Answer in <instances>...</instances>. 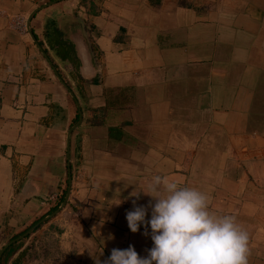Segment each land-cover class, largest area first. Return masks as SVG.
<instances>
[{"label": "crops", "instance_id": "obj_1", "mask_svg": "<svg viewBox=\"0 0 264 264\" xmlns=\"http://www.w3.org/2000/svg\"><path fill=\"white\" fill-rule=\"evenodd\" d=\"M156 176L264 264V0H0V264H47L51 239L78 264L146 256L126 212Z\"/></svg>", "mask_w": 264, "mask_h": 264}, {"label": "clouds", "instance_id": "obj_2", "mask_svg": "<svg viewBox=\"0 0 264 264\" xmlns=\"http://www.w3.org/2000/svg\"><path fill=\"white\" fill-rule=\"evenodd\" d=\"M141 194L151 197L148 205L137 204ZM129 198L135 199L126 212L128 228L137 233L143 225L153 246L144 257L131 245L113 248L103 264H248L249 233L234 215L210 210L204 191L156 176Z\"/></svg>", "mask_w": 264, "mask_h": 264}, {"label": "rangeland", "instance_id": "obj_3", "mask_svg": "<svg viewBox=\"0 0 264 264\" xmlns=\"http://www.w3.org/2000/svg\"><path fill=\"white\" fill-rule=\"evenodd\" d=\"M44 250L43 252L41 249L36 250L34 253L37 257L45 256L47 264H78L75 259L76 253L72 249L64 248L58 239H51L46 243Z\"/></svg>", "mask_w": 264, "mask_h": 264}, {"label": "water", "instance_id": "obj_4", "mask_svg": "<svg viewBox=\"0 0 264 264\" xmlns=\"http://www.w3.org/2000/svg\"><path fill=\"white\" fill-rule=\"evenodd\" d=\"M30 23V22H29ZM71 182H72V176H71V168H69V183H70V187H71ZM37 228V226L33 227L30 231L26 232L23 236L19 237L16 240H13L8 246H6L2 251H1V255L3 254V252L13 243H15L16 241L22 239L24 236L30 234L31 232H33L35 229ZM1 261V258H0Z\"/></svg>", "mask_w": 264, "mask_h": 264}, {"label": "built area", "instance_id": "obj_5", "mask_svg": "<svg viewBox=\"0 0 264 264\" xmlns=\"http://www.w3.org/2000/svg\"><path fill=\"white\" fill-rule=\"evenodd\" d=\"M51 200L53 201L57 200V196L56 195L52 196Z\"/></svg>", "mask_w": 264, "mask_h": 264}, {"label": "trees", "instance_id": "obj_6", "mask_svg": "<svg viewBox=\"0 0 264 264\" xmlns=\"http://www.w3.org/2000/svg\"><path fill=\"white\" fill-rule=\"evenodd\" d=\"M39 228H40V227L36 228V230H38ZM36 230H35V231H36Z\"/></svg>", "mask_w": 264, "mask_h": 264}]
</instances>
